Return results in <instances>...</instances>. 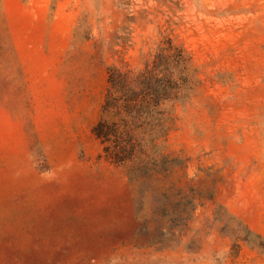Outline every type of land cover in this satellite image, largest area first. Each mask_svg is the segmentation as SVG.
Wrapping results in <instances>:
<instances>
[{
  "label": "rangeland",
  "instance_id": "obj_1",
  "mask_svg": "<svg viewBox=\"0 0 264 264\" xmlns=\"http://www.w3.org/2000/svg\"><path fill=\"white\" fill-rule=\"evenodd\" d=\"M111 70L167 87L123 163ZM0 264H264V0H0Z\"/></svg>",
  "mask_w": 264,
  "mask_h": 264
},
{
  "label": "trees",
  "instance_id": "obj_2",
  "mask_svg": "<svg viewBox=\"0 0 264 264\" xmlns=\"http://www.w3.org/2000/svg\"><path fill=\"white\" fill-rule=\"evenodd\" d=\"M109 81L102 117L93 128V134L105 146L104 151L108 156L123 163L131 160L138 149L139 140L133 130L143 122L149 107L161 117L160 105L167 87L161 84L153 89L145 88V92L136 91L128 84L127 74L118 70L110 71ZM147 94L154 98L149 100Z\"/></svg>",
  "mask_w": 264,
  "mask_h": 264
}]
</instances>
